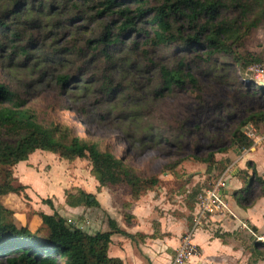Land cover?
<instances>
[{
	"label": "trees",
	"instance_id": "16d2710c",
	"mask_svg": "<svg viewBox=\"0 0 264 264\" xmlns=\"http://www.w3.org/2000/svg\"><path fill=\"white\" fill-rule=\"evenodd\" d=\"M152 1L157 3L150 6ZM261 22L264 0H0V56H6L10 65L30 71L45 62L57 63L63 68L53 87L60 94L77 96L79 90L89 94L97 82L106 104L112 105L126 89L114 74L127 67L156 72L153 93L160 97L186 83L200 89L198 78L186 62L190 53L214 64L221 61L219 55L231 56L234 65L244 71L263 65L262 56L237 50L251 28ZM162 50L183 54L177 65L170 66L160 59ZM253 94L263 95L264 86L258 85ZM28 96L25 88L19 91L0 81V196L25 193L28 186L15 176L14 167L37 150L58 154L69 162L86 158L100 188L124 185L135 198L159 183L155 176L143 178L128 165L126 157H118L99 142L80 136L71 125L44 124ZM140 111L138 107L126 108L117 116L131 119L146 134L148 127L153 129L152 124ZM262 124L264 111L243 117L230 134V144L251 148L255 140L245 127L260 128ZM228 150L223 143L217 151L193 158L207 163L211 175L223 167L216 153ZM248 167L254 177L233 194L245 209L251 206L254 182L264 196V178L252 162ZM65 194L71 207L99 204L93 193L81 188L66 190ZM43 202L53 209L50 214L37 212L46 234L18 223L14 212L0 202V264H124L109 255L113 233L122 232L116 222L110 220V231L90 233L62 216L51 198ZM262 243L253 246L252 257L263 254Z\"/></svg>",
	"mask_w": 264,
	"mask_h": 264
},
{
	"label": "rangeland",
	"instance_id": "374dc122",
	"mask_svg": "<svg viewBox=\"0 0 264 264\" xmlns=\"http://www.w3.org/2000/svg\"><path fill=\"white\" fill-rule=\"evenodd\" d=\"M155 3L157 2L152 1L150 6ZM58 42L61 44V40ZM241 44L237 50L242 54L250 52L264 59V22H261L259 27L251 28ZM182 54L162 50L160 59L170 66H175ZM218 57L221 61L214 64L201 59L195 53L187 55L186 62L198 78L200 89L195 90L186 83L185 87L167 90L160 97L153 93L157 87L156 72L129 67L124 68V72L116 71L115 78L121 80L126 88L123 96L117 101L119 102L117 108L113 107L117 103L106 104V97L101 94L97 82L89 94L82 90L76 93L77 96L60 94L53 86L55 77L63 66L52 61L30 71L31 68L21 65L12 66L6 56H0V81L19 91L25 88L29 94L30 106L41 122L47 125L52 122L71 125L80 136L99 142L103 149L111 151L118 157H126L128 165L143 178L155 176L159 178V183L162 182L167 188L184 187L190 181L193 185L198 182L199 188L203 184L208 186L212 180L221 176L234 158L247 157L252 151L264 149V124L260 128L251 125L245 127V132L255 140L253 147L235 151L237 145L230 144V134L243 117L253 112L264 111V94H253V90L260 82L255 77L252 66L244 71L234 65L231 56ZM102 98L103 101L99 102ZM83 105L85 112L82 111ZM66 107L69 109H65ZM132 107H138L141 114L149 118L153 129L148 127L144 134L131 119L117 116L122 110ZM82 120H85V123ZM150 134L153 138L149 136ZM223 143L228 145V152L216 153L222 169L214 170L213 175L204 174V178L200 179L206 163L198 161L193 156L204 157L210 151H217ZM226 158L230 159V162H227ZM179 159H183L182 163L172 168L171 166ZM249 161L254 164L258 175L261 176L257 161ZM90 170L91 163L86 158L69 162L58 154L37 150L27 161L14 167V174L20 182L21 180L31 182L27 185L25 193L0 196V202L14 212L18 223L28 224L40 234L47 233L37 215L43 208L49 210L50 206L43 202L46 198H51L57 210L64 212L69 222L73 225L80 224L74 221V215L65 213V204L60 202L64 203L63 191L66 193V190H74L76 184L89 177ZM241 173L243 188L254 174L251 167ZM188 174L192 178H184ZM34 183L41 184L47 192L40 194L34 189ZM230 186L233 192L232 184ZM252 188L254 191L250 205L254 206L262 195L257 183L254 182ZM58 195L61 198H58ZM251 224L257 227V231L254 233L250 228L251 232L245 236L241 264H264V247L261 249L263 253L261 256L252 257L253 246L257 242L264 244V222ZM254 259L257 263H252Z\"/></svg>",
	"mask_w": 264,
	"mask_h": 264
},
{
	"label": "crops",
	"instance_id": "0c3cea01",
	"mask_svg": "<svg viewBox=\"0 0 264 264\" xmlns=\"http://www.w3.org/2000/svg\"><path fill=\"white\" fill-rule=\"evenodd\" d=\"M248 155L234 158L229 164L231 171L227 178L229 193L226 200L231 213L217 216L199 229L195 241L200 247V255L188 264H241L243 242L248 232H251L247 224L264 222V196L254 206L244 209L233 195L234 191L242 188L241 171L248 169V160L257 161L262 173L260 175L264 178V149L252 151ZM237 163L239 166H236ZM207 168L206 163L200 179L207 174ZM88 176L74 187L93 193L99 204L71 207L66 204L64 190V203H60L65 204V213L74 215V221L90 233L110 231V220L116 222L122 232L113 233L109 255L122 259L124 264H170L180 236L191 225L192 214L197 208V194L206 186L203 184L198 188V182L193 185L190 181L184 187L167 188L160 182L135 198L124 185L100 188L98 180L91 173ZM184 178L192 177L188 174ZM21 181L26 185L31 184L29 180ZM33 187L40 194L47 192L41 184L34 183ZM58 198L61 197L58 195ZM42 211L53 213L50 207ZM58 211L66 218L64 212Z\"/></svg>",
	"mask_w": 264,
	"mask_h": 264
},
{
	"label": "built area",
	"instance_id": "2783aa9c",
	"mask_svg": "<svg viewBox=\"0 0 264 264\" xmlns=\"http://www.w3.org/2000/svg\"><path fill=\"white\" fill-rule=\"evenodd\" d=\"M255 71V77L259 79L260 85L264 84V65L256 64L251 67ZM231 167L228 166L224 173L212 180L204 187L197 198V208L192 214L190 227L180 236L175 254L170 264H188L190 260L200 255V247L195 237L200 228L217 216H226L231 213L223 191L228 187L227 178ZM223 192V193H222ZM72 223V222H71ZM79 225V224H75ZM248 226V225H247ZM250 229V227L248 226Z\"/></svg>",
	"mask_w": 264,
	"mask_h": 264
},
{
	"label": "water",
	"instance_id": "95a60500",
	"mask_svg": "<svg viewBox=\"0 0 264 264\" xmlns=\"http://www.w3.org/2000/svg\"><path fill=\"white\" fill-rule=\"evenodd\" d=\"M237 149H241V150H243L244 148H242V147H240V146H238L237 145V148H235V151L237 150ZM227 162H230V159H227ZM225 194H227V193H229L228 192V190L227 189H225L224 191H223ZM222 192V193H223ZM250 228H251V230L254 232V233H256V231H257V227L256 226H252L251 224H247ZM83 226L81 225V224H79L78 225V228H82ZM175 254V251H174V253H173V255Z\"/></svg>",
	"mask_w": 264,
	"mask_h": 264
}]
</instances>
